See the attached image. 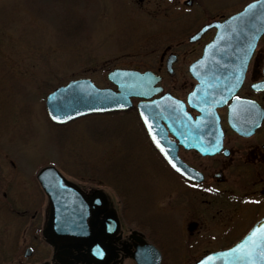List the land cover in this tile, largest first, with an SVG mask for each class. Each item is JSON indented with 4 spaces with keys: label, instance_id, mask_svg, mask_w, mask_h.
<instances>
[{
    "label": "rangeland",
    "instance_id": "obj_1",
    "mask_svg": "<svg viewBox=\"0 0 264 264\" xmlns=\"http://www.w3.org/2000/svg\"><path fill=\"white\" fill-rule=\"evenodd\" d=\"M200 1L224 8L233 0H194L193 6L185 0H144V6L139 0H0V264H33L39 257L25 258L28 235L20 213L42 210L39 198L45 194L36 173L44 164L78 181L126 189L144 208L151 199L160 218L168 215L169 175L135 120L91 113L55 124L45 98L72 78L107 86L111 68L158 66L168 46L180 55L176 66H185L200 47L186 36L204 15L196 11ZM173 2L176 10L168 7ZM189 8L196 11L190 17L184 12ZM258 47L264 51V35ZM178 217L176 225L184 221ZM222 217L199 218V231L190 234L194 247L202 244L198 251L238 236L239 231L219 232ZM179 236L184 239L171 230L163 237L179 249Z\"/></svg>",
    "mask_w": 264,
    "mask_h": 264
},
{
    "label": "flooded vegetation",
    "instance_id": "obj_2",
    "mask_svg": "<svg viewBox=\"0 0 264 264\" xmlns=\"http://www.w3.org/2000/svg\"><path fill=\"white\" fill-rule=\"evenodd\" d=\"M139 1L141 6H144V0ZM186 1V6L194 5V0H190V3ZM249 1L251 0H233L226 3L228 7L224 8L215 2L211 5L201 1L196 3V11L202 9L204 15L197 19L191 18L196 24L186 35L188 41L189 35L198 31L204 24L223 21ZM171 5L174 8L172 10H176L178 5L174 2L168 4L169 9ZM196 11L184 9L189 17ZM215 32L216 27H210L199 39L189 41L190 44L199 43L200 47L183 67L176 66L180 55L168 48L169 46L160 53L158 66L119 67L138 71L152 70L160 76L155 84V87L161 85L160 91L149 97L132 96L133 105L115 113L136 121L150 149L166 168L169 175L168 215L160 218L153 209L154 204L151 205V199L146 202L144 208V202L136 201L126 189L121 188V191L117 192L115 188L104 184L90 180L78 181L69 177L82 193V197L76 198L79 201L76 205L79 210L76 213L79 212L85 217L80 222L82 226L78 227L85 234L82 237L75 235L72 238H55L53 242L43 236L50 208L48 197L42 189L45 196L38 197L42 210L36 209L32 213H26L24 210L20 213L26 224L23 232L28 235L25 237L24 247L26 260L38 253L39 257L33 264H138L135 256L152 253V248L148 246L151 244L160 252V264H190L204 253L214 250L207 248L202 252L198 251L202 244L198 241L196 243L199 244L194 247L195 244H192L190 239V234L199 231V218L202 216H223L222 220L225 221L217 226L219 232L239 231L237 237L219 247L224 248L233 244L264 215V51L257 46L252 52L235 92L215 108L217 119L201 114L200 110L188 101L189 93L196 84L190 65L202 55L204 45ZM168 49L177 55L172 69L166 65L165 55ZM240 70L238 66L236 71ZM239 80L240 77L237 78L238 83ZM109 82L110 85L107 86L115 87ZM165 92L183 101L187 112L190 113L188 118L180 116L182 119H189L190 124L168 125L162 122V129L166 131L169 139L168 151L175 161L190 167V175L180 173L164 158L151 140L139 113V101L152 100ZM261 113L259 125L251 128L250 123ZM219 132L222 133L220 138ZM193 133L206 137L207 147L204 151L188 147L180 141V137L186 138ZM81 198L86 202L81 201ZM90 208L93 211H90ZM177 215L180 219L184 217V221L178 225L175 223ZM24 218L28 220L24 221ZM112 218L117 220L114 230L110 226ZM165 222L167 226L163 225ZM171 230H176L179 235L184 236V239L180 236L176 238L179 249H174L175 243L163 237Z\"/></svg>",
    "mask_w": 264,
    "mask_h": 264
},
{
    "label": "water",
    "instance_id": "obj_3",
    "mask_svg": "<svg viewBox=\"0 0 264 264\" xmlns=\"http://www.w3.org/2000/svg\"><path fill=\"white\" fill-rule=\"evenodd\" d=\"M213 24L218 28L214 38L206 44L203 55L191 65V71L198 79V83L189 97V102L201 109L203 115L214 116L217 119L215 107L222 104L238 87L240 82H237V78L242 79L248 59L264 32V0H253L223 22ZM213 24L204 26L191 39H196ZM172 59L173 57L169 59V65ZM238 66L241 67L240 72L236 71ZM153 74L151 71L141 73L113 69L109 71L108 76L117 84V89L99 87L86 77L71 79L47 94L45 101L47 113L54 122L65 123L77 116L92 112L126 109L131 105V95L148 97L161 89L160 86L153 87L158 80ZM138 107L153 142L160 148L165 158L175 165L179 172L190 175L189 167L184 166L180 161H175L166 148L169 142L166 131L160 133L157 131L161 121H165L168 125L190 124L187 119L189 113L186 112L183 103L165 94L150 101H141ZM180 116L187 118L182 119ZM258 124L257 121L253 126ZM206 140V137L194 133L186 138L180 137V141L186 145L201 150L207 147ZM36 177L49 198L50 216L44 229V237L51 242L55 238H72L75 235L82 237L85 233L78 227L82 226L80 222L85 217L79 212L76 213L79 210L76 207L79 204L76 198L82 197L78 187L51 164L43 166ZM81 201L84 202L85 199L81 198ZM89 210L93 211L91 208ZM110 222L114 230L117 225L116 218H112ZM262 226H264V216L232 246L209 252L192 264H250L243 257V250L240 252L231 250L237 245L250 244V237L255 239L253 230L259 233ZM256 244L264 248V241L256 240ZM135 258L138 264H159L160 259L157 250Z\"/></svg>",
    "mask_w": 264,
    "mask_h": 264
},
{
    "label": "snow or ice",
    "instance_id": "obj_4",
    "mask_svg": "<svg viewBox=\"0 0 264 264\" xmlns=\"http://www.w3.org/2000/svg\"><path fill=\"white\" fill-rule=\"evenodd\" d=\"M175 167V165H173ZM253 237L255 239H251V243H245L241 245H237L235 249L231 251L240 252L243 250V257L246 258L250 264H264V248L259 247L256 244V240L264 241V226L261 227L259 233H256V230H253Z\"/></svg>",
    "mask_w": 264,
    "mask_h": 264
}]
</instances>
